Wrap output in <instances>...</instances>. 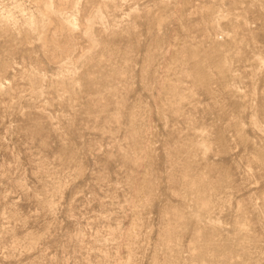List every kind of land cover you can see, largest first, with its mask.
Here are the masks:
<instances>
[{
  "label": "rangeland",
  "instance_id": "obj_1",
  "mask_svg": "<svg viewBox=\"0 0 264 264\" xmlns=\"http://www.w3.org/2000/svg\"><path fill=\"white\" fill-rule=\"evenodd\" d=\"M0 264H264V0H0Z\"/></svg>",
  "mask_w": 264,
  "mask_h": 264
}]
</instances>
